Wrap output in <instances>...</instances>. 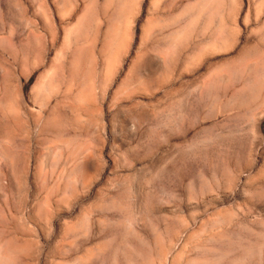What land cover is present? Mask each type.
<instances>
[{
    "label": "rangeland",
    "instance_id": "obj_1",
    "mask_svg": "<svg viewBox=\"0 0 264 264\" xmlns=\"http://www.w3.org/2000/svg\"><path fill=\"white\" fill-rule=\"evenodd\" d=\"M0 264H264V0H0Z\"/></svg>",
    "mask_w": 264,
    "mask_h": 264
},
{
    "label": "crops",
    "instance_id": "obj_2",
    "mask_svg": "<svg viewBox=\"0 0 264 264\" xmlns=\"http://www.w3.org/2000/svg\"><path fill=\"white\" fill-rule=\"evenodd\" d=\"M251 81H254V78L253 79L251 78Z\"/></svg>",
    "mask_w": 264,
    "mask_h": 264
}]
</instances>
